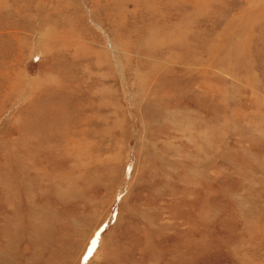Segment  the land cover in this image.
Here are the masks:
<instances>
[{"label":"rangeland","instance_id":"374dc122","mask_svg":"<svg viewBox=\"0 0 264 264\" xmlns=\"http://www.w3.org/2000/svg\"><path fill=\"white\" fill-rule=\"evenodd\" d=\"M0 264H264V0H0Z\"/></svg>","mask_w":264,"mask_h":264},{"label":"bare ground","instance_id":"6f19581e","mask_svg":"<svg viewBox=\"0 0 264 264\" xmlns=\"http://www.w3.org/2000/svg\"><path fill=\"white\" fill-rule=\"evenodd\" d=\"M203 5V4H202ZM142 14V13H141ZM210 155V154H209ZM210 160V159H209ZM256 184V183H255Z\"/></svg>","mask_w":264,"mask_h":264}]
</instances>
